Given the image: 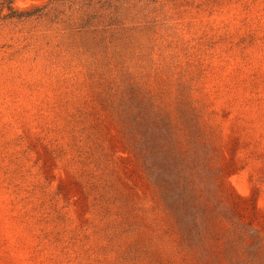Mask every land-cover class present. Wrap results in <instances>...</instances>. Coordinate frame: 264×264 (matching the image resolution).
Instances as JSON below:
<instances>
[{
  "label": "rangeland",
  "instance_id": "obj_1",
  "mask_svg": "<svg viewBox=\"0 0 264 264\" xmlns=\"http://www.w3.org/2000/svg\"><path fill=\"white\" fill-rule=\"evenodd\" d=\"M0 264H264V0H0Z\"/></svg>",
  "mask_w": 264,
  "mask_h": 264
}]
</instances>
